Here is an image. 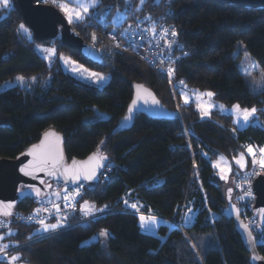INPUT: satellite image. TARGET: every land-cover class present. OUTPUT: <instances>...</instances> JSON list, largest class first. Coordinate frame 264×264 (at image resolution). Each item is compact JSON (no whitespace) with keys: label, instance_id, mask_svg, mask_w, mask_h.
<instances>
[{"label":"trees","instance_id":"16d2710c","mask_svg":"<svg viewBox=\"0 0 264 264\" xmlns=\"http://www.w3.org/2000/svg\"><path fill=\"white\" fill-rule=\"evenodd\" d=\"M118 13L126 16L123 24L176 26L182 50L171 51L181 56L171 82L132 49H117L109 41L102 25H113ZM21 24L15 7L0 8V159H15L54 129L65 139L68 161L100 151L109 156L112 170L99 183L84 184L79 205L88 202L95 211L88 218L78 212L66 219L72 226L46 234L35 233L39 225L16 222L1 231L0 246L8 245V251L0 264H9L11 256L23 264H251L226 209L234 204L247 223L253 200L243 201L236 192V174L226 184L211 162L220 156L234 160L249 145L264 148V128L233 130L231 116L213 113L212 119L202 120L192 105L180 107L179 114L173 87L183 81L189 88L211 91L226 105L263 107L264 91L255 94L247 84L235 49L241 41L264 70V9L208 0H100L92 15L71 25L102 56L103 65L64 47L60 36L54 40L60 55L111 75L102 89L65 73L58 60H45L36 49L41 43L24 36ZM19 76L25 85L15 83ZM135 85L150 89L176 118L153 120L136 113L132 127L121 129ZM94 109L108 118L94 120ZM259 112L264 126V110ZM33 208V199L26 198L15 215ZM141 215L166 222L159 237L142 232ZM255 228L264 258V232ZM102 230L107 237L99 235ZM93 237L97 240L88 243Z\"/></svg>","mask_w":264,"mask_h":264},{"label":"water","instance_id":"95a60500","mask_svg":"<svg viewBox=\"0 0 264 264\" xmlns=\"http://www.w3.org/2000/svg\"><path fill=\"white\" fill-rule=\"evenodd\" d=\"M41 0H13L14 7L18 10L23 23L30 30L33 39L38 43L54 40L60 36L61 44L71 50L77 51L89 62L101 66L104 59L97 50L85 43L82 38L74 31L72 25L68 22L63 13L53 5L38 4ZM222 5L235 4L240 7L250 9H264V0H208ZM133 100H136V106L131 113V119L123 120L121 129H129L133 125L136 113L146 115L153 120H173L176 113L168 110L156 97V95L148 88L138 89L134 86ZM133 100L129 107L133 106ZM146 101V102H145ZM154 101H159L155 104ZM129 109V108H128ZM129 115V112L127 113ZM52 132L54 137H49L46 143V149L50 144L57 150L58 163L55 165L56 174L49 175L48 172L53 171V163L51 160L46 165H37L34 163V157L27 155L34 145H40L45 140V133ZM42 134L39 141L24 152L19 154L15 159H0V218L13 220L16 208L26 198L45 199L47 198L55 184H61L69 187L79 185L97 184L101 180V175L105 171L106 166L110 162L108 155L96 151L85 159H72L68 161L64 153V137L54 129H49ZM55 137H59L57 141ZM93 154L104 155L107 160L103 161V166L96 168L95 163H89V157ZM62 156V159L60 158ZM73 161L78 166L86 168H95L96 175L91 180H85L81 177L78 181L73 182L70 178H66L63 174L65 168H70ZM31 175H25L21 171L26 168ZM43 169V170H41ZM50 181L52 183H50ZM33 189L39 190V195ZM254 203L250 210L252 217L256 220L257 225L255 231L262 234L264 232V176H259L253 183ZM12 207L9 208L8 205ZM11 212V215L2 213ZM226 214L233 218L236 222L237 229L240 231L245 246L250 253L251 264H264V258L259 254L257 242L252 228L241 218L240 209L232 203H229ZM247 226V230L244 226ZM251 232L252 243L249 242L248 233ZM255 257V258H254Z\"/></svg>","mask_w":264,"mask_h":264},{"label":"built area","instance_id":"2783aa9c","mask_svg":"<svg viewBox=\"0 0 264 264\" xmlns=\"http://www.w3.org/2000/svg\"><path fill=\"white\" fill-rule=\"evenodd\" d=\"M38 4L51 5L52 0H41ZM153 28H155V32L152 31ZM102 29L106 37L117 49H132L139 59L147 63L152 69H156L162 75L166 76L169 82L172 81L173 74L169 76L166 69L169 67L173 68L181 56L171 54V51L174 48L182 50V46L178 42V30L174 24L163 22L151 27L148 25L137 26L134 24L115 26L104 23ZM125 29H128L127 33L121 35V33L125 32ZM165 29L168 30L167 34L164 32ZM173 30L176 32L175 36L172 35ZM169 44L172 45L171 48L168 47ZM116 45H119V47ZM260 160H264V156L258 153L255 161ZM111 170L112 166H108V169L105 173H102L101 177H106ZM259 176H264V168H261L259 163L252 162L250 169L237 177V191L242 193L243 196L253 197V183ZM76 192L79 195H76L75 199H71V194ZM65 195L70 196L69 201H65ZM83 195L84 184L76 187L56 184L49 195L51 198L33 200V212L14 215L13 220L0 218V224L4 225V227H0V231L8 229L13 222L25 225H40L37 221L41 219L45 223H57L59 220L61 226L57 230L69 228L72 225L66 219L79 212V200ZM37 209L40 210L39 213H37ZM176 226L178 228L181 227L180 224ZM250 227L253 228L252 226ZM6 253H0V256Z\"/></svg>","mask_w":264,"mask_h":264},{"label":"rangeland","instance_id":"374dc122","mask_svg":"<svg viewBox=\"0 0 264 264\" xmlns=\"http://www.w3.org/2000/svg\"><path fill=\"white\" fill-rule=\"evenodd\" d=\"M52 2H53V0H52ZM99 2H100V0H99ZM60 3H68L69 7H76V0H67V1L66 0H56V3H54V5L57 6V8L63 13V15L68 20V17L65 14V12L62 11L61 8L58 6ZM12 7H14V2H13V0H10V7L8 9H11ZM94 10H95V8L90 9L89 13L85 15L84 19H86L88 16L92 15V11H94ZM125 20H126V16L123 13H118L112 19V24L115 26H118V25L123 24L125 22ZM68 22H69V20H68ZM75 22H80V21H77V20H75V18H73L72 23H75ZM137 26H139V25H137ZM148 26H151V25H148ZM25 27H26V25H25ZM151 27H153V25ZM21 33L24 36H26L30 41L34 40L33 35L29 29H28V33H23V32H21ZM57 47H58V43L55 40L47 41L46 44H42V43L36 44L37 51L43 56V58L45 60H47L50 64L53 63L54 61L58 60L63 71L65 73L71 75L72 77H75L76 79L83 81L85 83L91 84V85H93L99 89L104 88L106 85H108L110 83L111 78H112L110 74L104 73V72H99V71H96L94 69H91V68L83 65L82 63L77 62L76 60H74L73 58H71L68 55H64V54L60 55L58 53ZM43 49H55V54L50 55L48 52L43 51ZM235 54L240 56L239 68H240V71L242 72V74L244 75L247 84L250 86V88L254 91L255 94H259V93L263 92L264 91V79H262L261 74L264 73V70L257 64V62L254 60V58L247 52L245 45L241 41L238 42V44L236 46ZM61 57L67 58L70 61V63H65V60L62 59ZM91 73H100L101 75L106 77V79L103 81L96 82L90 76ZM15 83H21V82L16 80ZM23 85H25L24 82H23ZM206 92H211V91H208V90L207 91H198L196 89L189 88L184 84L176 83L175 86L173 87V93L175 96V100L177 103L179 114H180V107L192 105L195 108V110L199 112L200 118L202 120L203 119H212L213 113H219L221 115L231 116L232 123H233V127H232L233 130H243V129L251 127V126L264 128V126H262L261 121H260V112H259L260 110H264V106L261 108L254 107L257 109V112H256L254 118H250L249 123L245 124L242 120H240V122L237 123V120L239 118H238L237 114L235 112H233V110H232L233 106L237 105V104L226 105L224 103L218 102L215 99L214 93H213V96L211 98H209L207 96L200 95V94L206 93ZM185 98L188 100V103L184 102ZM198 105H204V106L212 105L213 107L210 110V115L203 116ZM220 105L224 106L223 110H221ZM240 107H241V109L253 108V107H242V106H240ZM94 113H95L94 120H99V119L104 120V119L108 118V115L106 113L101 112L98 109H94ZM253 149H254V155H250L246 151L245 154H240L234 160H229L224 156H220L219 158L213 160L211 163H212L213 168L216 170L218 177L221 179V176H225L226 178L221 179V180L223 182H225L226 184H230L232 181V178H233L232 175L236 174V176H239V175L247 172L246 170H247L248 160L252 159V161H254L256 158V155L258 153H260L255 148H253ZM241 155L243 156L244 167H241L240 164H238L236 162L241 157ZM262 155L264 156V154H262ZM221 157H223L224 159L221 160L220 159ZM214 165H220L221 167L225 168L226 171L221 172L220 168L214 167ZM107 169H108V165L106 166V169L103 173H105ZM49 198H51V196H48L46 199H49ZM240 198L242 199V197H240ZM242 200H244V199H242ZM247 201H248V203H251L252 199H247ZM88 205L91 206V204H88ZM248 206H249V204L243 208V211L244 210L246 211ZM92 211H94L92 208L90 210H87V211H81V207H80L79 213L84 215L85 218H88L91 214L95 213V211L93 213H92ZM145 217H147V216H145ZM253 219H254L253 217L247 218V223H249L250 226H252L254 228L256 226V221H254ZM187 220H190V216L187 217ZM157 221H158V223L156 226H153L151 228L146 229V228L141 227V223L139 220V225H140L142 232L145 234H150V235H154V236L159 237L160 234H159L158 230H159L160 226L166 224V222L164 220H161L158 218H157ZM48 224H51V223H48ZM38 229L40 231H37ZM2 231H4V229ZM48 232H50V231H48ZM48 232H44L41 229V225H39L35 230L36 234H46ZM93 238H95V239H93ZM93 238L88 240L87 242L90 243V242L97 240L96 237H93ZM6 251H8V250H5V253H6ZM10 258H9V260H10ZM14 264H23V263H18L15 261Z\"/></svg>","mask_w":264,"mask_h":264},{"label":"snow or ice","instance_id":"6c2138e0","mask_svg":"<svg viewBox=\"0 0 264 264\" xmlns=\"http://www.w3.org/2000/svg\"><path fill=\"white\" fill-rule=\"evenodd\" d=\"M54 3H56V0H53ZM127 2V0H126ZM144 0H141V4H143ZM62 11L65 12V14L68 17L69 23L73 22V18H75V20L77 21H82L85 18V15L89 13L90 9L92 8H96L99 6V0H76V7H69L68 3H60L58 5ZM10 7V0H0V8L3 9H8ZM19 31L23 32V33H28V28L25 27L24 24H21L19 26ZM128 29H125L124 33H121V35H125L127 33ZM153 32H155V28L152 29ZM167 29L164 30L165 34H167ZM172 35L175 36L176 32L173 30L172 31ZM93 40H95V36H93ZM117 47H119V45H116ZM171 44L168 45L169 48H171ZM43 51L48 52L50 55H54L55 54V49H43ZM62 59L65 60V63H70V61L67 58L61 57ZM86 71V70H85ZM167 73L169 74V76H171L174 73V68L169 67L166 69ZM90 76L96 81H103L106 79V77H104L103 75H101L100 73H91ZM262 79H264V73L261 74ZM17 81L23 83L24 82V77L19 76L16 78ZM34 79V78H33ZM181 84H183V81L180 82ZM138 89H142L143 86L142 85H137ZM202 96H207L209 98H211L213 96L212 92H206V93H202L200 94ZM146 102V101H145ZM185 103H188V100L185 98L184 100ZM155 104H159V101H154ZM136 106V100H133V106L129 107L128 112L129 115H126L124 117L125 121H128L131 119V113L133 112L134 108ZM198 107L200 108V111L202 113L203 116H208L210 115V110L213 107L212 105H208V106H204V105H198ZM221 110H223L224 106L220 105ZM233 112H235L238 116V120L237 123L240 122V120H242L245 124L250 122V118H254L255 114L257 112L256 108H244L241 109L240 105H234L233 106ZM45 140L41 142L40 145H34L32 147V149L29 150V152L27 153V155L29 156H33L34 159V163L37 165H46L49 160L52 161L53 163V171L48 172L49 175H55L56 174V170H55V165L58 163V159H57V150L54 149L50 144L48 145L47 149H46V143L48 141L49 137H54L55 134L52 132H46L45 134ZM55 139L58 141L59 137H55ZM103 143V142H101ZM246 151L250 154V155H254V149L251 145L246 146ZM259 152L261 154H264V148H260ZM62 159V156L60 157ZM221 160H223L224 158L221 157ZM107 160V157L104 155H98V154H93V156L89 157V163L94 162L95 163V167L99 168L103 166V161ZM238 164H240L241 167H244V163H243V156L241 155V157L236 161ZM254 163H259L261 168H264V160H260V161H253ZM214 167H219L221 172H225L226 169L221 167L220 165H214ZM43 170V169H41ZM22 172H24L25 175H31V172H29L27 170V166L26 168H22L21 169ZM63 174L65 175L66 178H70L73 182L78 181L81 177H83L85 180H91L94 178V176L96 175L95 172V168H86V167H81L77 165L76 161H73V164L70 168H65L63 170ZM225 176H221V179H225ZM34 191H36L37 195H39V190L38 189H33ZM229 192H231V190L229 189ZM57 195H59L57 193ZM79 195L78 192L71 194V199H75V196ZM65 201H69L70 200V196L69 195H65L64 196ZM128 202L125 201V204H127ZM9 208L12 207L11 204L8 205ZM106 207V206H105ZM132 208L136 209L137 206L135 204L131 205ZM91 208H94V206H89L88 202H85L84 205L81 206V211H87L90 210ZM138 210V209H137ZM39 209H37V213H39ZM99 211H103V209H99ZM189 211H192L191 209H189ZM262 213H264V209L261 210ZM4 215H11V212H7V213H2ZM29 219H31V217H29ZM40 225H41V229L44 232H48V231H54L56 230L58 227H60V222L59 220L57 221V223H45V221L43 219L38 220L37 221ZM187 222V221H186ZM140 223H141V227L142 228H151L153 226H156L158 221L156 217H145L144 215L140 216ZM0 227H4L3 224H0ZM245 229L247 230V226H244ZM37 231H40L39 229ZM11 235V233H9ZM99 235L101 237H107L108 236V232L107 230H102ZM249 236V242L252 243V237H251V232L248 233ZM0 239H3V237H0ZM95 239V238H93ZM8 248V245H2L0 246V253L5 252V250ZM255 258V257H254ZM20 257L19 256H11L10 260H9V264H14L15 261L19 260Z\"/></svg>","mask_w":264,"mask_h":264},{"label":"flooded vegetation","instance_id":"af4514ba","mask_svg":"<svg viewBox=\"0 0 264 264\" xmlns=\"http://www.w3.org/2000/svg\"><path fill=\"white\" fill-rule=\"evenodd\" d=\"M235 190H236V192L242 197V199H244V200L252 199V200H253V203H254V194H253V197L243 196V194L240 193V192H238L237 189H236V181H235ZM244 200H243V201H244ZM251 208H252V207H251ZM251 208H250V210H251Z\"/></svg>","mask_w":264,"mask_h":264},{"label":"crops","instance_id":"0c3cea01","mask_svg":"<svg viewBox=\"0 0 264 264\" xmlns=\"http://www.w3.org/2000/svg\"><path fill=\"white\" fill-rule=\"evenodd\" d=\"M93 209V208H92ZM93 212V211H92ZM159 219V218H158ZM57 230V229H56ZM56 230L52 231V232H55Z\"/></svg>","mask_w":264,"mask_h":264},{"label":"clouds","instance_id":"9594fccd","mask_svg":"<svg viewBox=\"0 0 264 264\" xmlns=\"http://www.w3.org/2000/svg\"><path fill=\"white\" fill-rule=\"evenodd\" d=\"M256 225H257V223H256Z\"/></svg>","mask_w":264,"mask_h":264}]
</instances>
